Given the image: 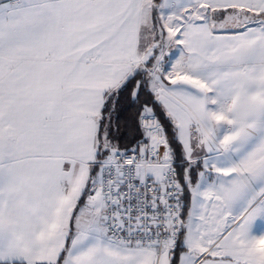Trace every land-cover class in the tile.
<instances>
[{
    "label": "snow or ice",
    "instance_id": "obj_1",
    "mask_svg": "<svg viewBox=\"0 0 264 264\" xmlns=\"http://www.w3.org/2000/svg\"><path fill=\"white\" fill-rule=\"evenodd\" d=\"M0 264H264V0H0Z\"/></svg>",
    "mask_w": 264,
    "mask_h": 264
}]
</instances>
